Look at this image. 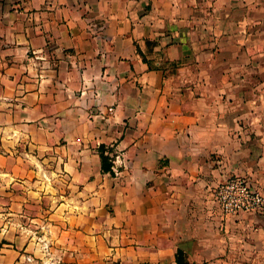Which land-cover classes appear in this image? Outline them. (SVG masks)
Listing matches in <instances>:
<instances>
[{"label": "crops", "instance_id": "1", "mask_svg": "<svg viewBox=\"0 0 264 264\" xmlns=\"http://www.w3.org/2000/svg\"><path fill=\"white\" fill-rule=\"evenodd\" d=\"M232 174L264 191V0H0V264L45 236L86 264H264V215L211 208Z\"/></svg>", "mask_w": 264, "mask_h": 264}, {"label": "built area", "instance_id": "2", "mask_svg": "<svg viewBox=\"0 0 264 264\" xmlns=\"http://www.w3.org/2000/svg\"><path fill=\"white\" fill-rule=\"evenodd\" d=\"M116 160L113 157V163ZM212 199L225 216L240 212L264 214V191L253 186L243 174L228 175L213 186Z\"/></svg>", "mask_w": 264, "mask_h": 264}, {"label": "rangeland", "instance_id": "3", "mask_svg": "<svg viewBox=\"0 0 264 264\" xmlns=\"http://www.w3.org/2000/svg\"><path fill=\"white\" fill-rule=\"evenodd\" d=\"M37 200H38V198H37ZM42 200L43 199L40 200V203L37 202L35 205L32 204V205L24 206V212H26V216H30L34 211H36V212L39 211L38 207H40V210L42 212L41 220L40 221H35V223H33V221H31V220H28V218H26V220L23 222V224H24L25 227L31 228L29 230L26 229V233H32V235H34L33 232H32L33 228H35L36 230L44 229V228H46L44 226H47V225H44V224L46 222L47 223L49 222V221H47L48 218H46L44 216V215H46L45 213H46V209L48 208V205L45 204V203H42L41 202ZM211 202H212L211 204L213 205V206H211V208H216L217 209L216 204L212 200H211ZM42 206L45 207L46 209L44 210ZM247 213H249V212H247ZM254 214H257V213H254ZM262 215H264V214H262ZM223 217L225 218L226 216L223 215ZM224 218H222V222L221 223L217 221L218 227L224 228V226H225ZM236 221H238V219H236ZM19 222H21V221L19 220ZM34 224H35V226H34ZM12 226L16 227L17 225L13 224ZM237 227H240V225L237 226ZM71 228H72V225H71ZM36 230H34V231L38 235V231H36ZM65 230H67V229H65ZM71 232H74L73 229H71ZM13 238L15 239L16 237H13ZM48 242H49V236L48 237L45 236L44 241L41 243L42 245L45 246V248H43L41 252H37L36 255H33L30 250H26V252L24 253L25 255L22 256V260L17 262L16 261L17 259H15V260H13L12 264H70V263L86 264V262H85V260H86L85 258L86 257H84V254H85V256L88 257L89 253H84L83 249H81V252L78 251V250L77 251L73 250L71 253H68V252H65V249H64L65 247L63 246L64 243L57 242L58 243V247L57 248H58L59 251L57 252V255H55V253H54V256H52L53 253H48V250L45 251V249L47 248L46 243H48ZM7 247L11 248V246H7ZM0 252H3V254H4V251L2 250V247L0 248ZM31 254H32V256H31ZM238 255H240L239 251H234L233 253H231V257H233V258L238 256ZM225 256H226V253H223V252L217 255L218 258H220V257L225 258ZM250 258L258 259V256L256 255V253H253V254L251 253L250 254ZM94 261L95 262L98 261L100 264H102V262H103L102 259H98V260H94ZM202 264H206V263H202Z\"/></svg>", "mask_w": 264, "mask_h": 264}, {"label": "trees", "instance_id": "4", "mask_svg": "<svg viewBox=\"0 0 264 264\" xmlns=\"http://www.w3.org/2000/svg\"><path fill=\"white\" fill-rule=\"evenodd\" d=\"M97 150L100 156L101 170L103 172H109L113 174L114 171L112 167L113 166L112 159H113L114 153H113L112 147L109 145H106L105 143H100L97 147ZM175 260L177 264H197V263L189 262L186 258L185 252L181 248L176 249Z\"/></svg>", "mask_w": 264, "mask_h": 264}]
</instances>
